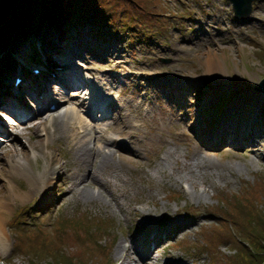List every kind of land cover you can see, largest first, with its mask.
<instances>
[{
  "label": "rangeland",
  "instance_id": "374dc122",
  "mask_svg": "<svg viewBox=\"0 0 264 264\" xmlns=\"http://www.w3.org/2000/svg\"><path fill=\"white\" fill-rule=\"evenodd\" d=\"M75 1L96 7L105 14L108 12L109 19L113 22L117 21L115 17H121L118 20L120 27L127 28L135 38L122 35L119 31L113 35L105 21L99 24L100 26L89 24L90 22L81 25L64 23L61 25H66L70 29L60 35L57 32L65 28L57 29L59 26L50 25L44 14L56 11L58 8L55 9L50 2L25 3L26 7H18L16 14H22V10H27V6L31 8L37 5L39 9L29 12L27 10L28 15L25 19L17 22L34 26L35 21L41 20L42 25L38 31L27 37L19 35L12 37L9 43L0 48V75L7 88L1 89L0 100L12 95L10 90L13 89L10 83L16 78L18 67L25 65L27 59L28 68L34 64L44 65L45 48L50 46L51 41L59 39L62 43H66V38L69 36L74 40L66 44L65 47L68 48L64 51L67 53L71 51V62H76L78 58H95L81 64L89 67L91 71L89 73L99 82L106 83L103 91L98 90V86L94 85L97 95L95 103L112 96L118 106H114L112 118L104 120V123L101 122L102 119H98L95 123L85 121L86 129L79 126L80 112L61 114L53 119L52 125L56 130L53 133V127L49 128V134L53 133L49 138H46L44 131L37 128L38 124H43L49 118L46 113L42 116L37 114L30 116L27 122L20 120L15 125L12 124L14 131L10 136L11 140L3 139L0 143V188L6 191V196H11L12 209L9 211L6 223L17 211H21L23 216L11 220L9 227V222L7 225L5 223L7 249L0 254V260H3L0 262H4L2 264H102L100 258L77 243L65 242L64 239L61 245V236L50 242L49 238L45 240L33 238L20 249L19 247L23 235L35 230L53 232L58 222L63 219L67 224H78L81 228L90 226L95 219H105L101 223L107 231L101 234L100 243L103 246L115 245L112 250L114 262L109 264H120L122 257H116L115 254L117 243L121 242V245L127 246L131 239L145 235L143 232L146 225L141 220L148 216L151 225L162 226L168 232L175 230V220L177 223L183 220L192 224L189 229L180 231L174 236L162 237L154 247V260L148 264H161L165 258L175 254L177 257L191 260L190 257L197 253H204L207 260L213 264H262L264 261V100L257 101L255 105L247 103L242 110L243 120L255 117L258 121L255 125L258 146L254 150L241 145L236 148L214 146L209 154L210 158L216 164L220 162L221 165L212 173L198 172L186 175L187 171L183 170L178 174L174 170V163L180 166L184 161V154L187 151L184 146H181L183 154L175 155L178 159L171 158L167 162H165L166 156L161 158L162 151L159 155H155L157 149H149L147 143L142 144L141 154L133 153L136 145L124 136L126 134L123 130L128 129L132 121L140 122L141 112H138V115L130 104L137 107L140 101L147 97L145 100L147 102H144L140 109L144 114H148L151 112H146V109L152 108L154 112H159L158 106L165 102L166 112L176 116L177 119L168 123V126L164 125V131L175 139H183L181 142L174 141L173 145L179 148L182 143L186 145V139L190 140L196 131H199L197 134H207L219 128L237 97L244 90L260 93L257 86L264 79V0L254 1L250 16L241 19L233 16L231 5L227 0H164V4L161 5L160 1L156 4V7L161 5L160 11L156 9L155 4L148 3L147 0H65L70 4H75ZM140 31H144L150 37L146 44L141 45L138 42L139 38L136 34ZM162 31L165 32L161 35ZM207 49H211L225 69L228 67L227 72L232 79V84L217 90L214 94L215 98L209 103L207 95L216 88L212 81L206 78L207 66L204 57ZM66 52L51 54V57L59 60ZM50 64L53 67L64 68L54 62H50L49 66ZM37 65H34L32 70L38 67ZM64 69H66L65 74L69 75L71 69ZM47 74L48 71L42 72V75ZM107 75L111 76L109 80H105ZM168 75L183 76L191 82L186 86L171 89L167 84ZM33 77L36 79L38 76L33 74ZM77 79L80 81L79 78ZM160 81L167 85V92L162 95L157 93ZM79 83V86L69 84L66 88L60 84L54 85L64 101L57 112L69 106L70 109L71 106H78L80 95L84 93L81 91L82 81ZM18 87L23 89L22 82ZM13 94L21 97L25 113L32 114L37 111L36 100L32 96H26L25 92L21 91ZM83 110L93 112L95 107L92 109L85 107ZM151 115L147 118L149 119ZM74 117L76 120L70 121ZM9 119L13 120L11 116ZM80 130L86 131L87 135L86 132L78 135L76 131L80 132ZM142 130L146 131V128ZM109 137L115 139V144L107 142L106 138ZM28 140L34 148H37V152L29 148ZM84 140L88 141L89 146L95 141V146L110 145L111 149L124 154V160L128 165L125 166L124 172L121 170L120 175L126 183V191L120 196L119 203L124 209L130 205L139 207L136 215L124 216L117 206H111L110 209L103 198H99V202L87 201V198L78 197L76 194L74 197L65 198L69 195V189L66 182L61 181L60 173L53 174V184L48 189L29 196L25 201L18 198V195H23V192L28 190L27 179L23 176H14L13 188L10 182L6 181L9 164L5 156H13L10 152L12 145L19 149L17 154L26 153L30 171L38 175L47 165L44 154H47L51 161H57L52 162L53 166H61L63 163L68 166L67 161L73 157L74 149ZM230 150L233 151L234 157L230 155ZM258 151L261 152V156L255 155ZM119 156L116 153V158ZM222 165H227L229 168L226 169ZM191 183L199 192L198 198L191 195L193 191ZM204 186L206 194L200 196L204 194L200 193ZM92 187L94 185L88 188L93 189ZM169 190H178V193L185 197L184 202L192 203L195 207L199 206L198 215L184 217L176 213V203L169 202L164 197ZM223 197L237 201L242 206H239L238 210L228 207ZM152 200L157 202V206L152 204ZM200 206H207L209 211ZM220 207L232 212L242 226L238 227V224L232 220L224 221L219 213L222 211ZM28 213L34 214L28 216ZM107 218L112 219L113 222L107 221ZM81 220L85 221V225L80 224ZM216 231H219L220 238H224L219 243H213L218 238L215 235ZM172 246L178 249L191 248L193 254L188 257L180 250H174Z\"/></svg>",
  "mask_w": 264,
  "mask_h": 264
},
{
  "label": "bare ground",
  "instance_id": "6f19581e",
  "mask_svg": "<svg viewBox=\"0 0 264 264\" xmlns=\"http://www.w3.org/2000/svg\"><path fill=\"white\" fill-rule=\"evenodd\" d=\"M68 29L70 28H65L62 31H58L57 33L62 35ZM123 33L129 35L130 31ZM73 40L74 39L69 36L66 38V43H62L59 39H57L56 41L52 40L50 46H48V48H45V54L48 56L44 55V63L49 64L50 62H54L61 67L71 69L70 74L66 75V69L58 68L57 71L59 72V74L53 76V87L56 84H60L63 88H66L70 83L75 85L80 81L86 84L88 79H90V77L92 76V74L89 73L91 72L89 67H85V65L81 64V62L86 63L89 60H95V58H78L76 62H71V51H69L68 53L64 51L66 48H68L65 47L66 44L72 42ZM138 42L142 45V43L146 44L148 40L139 39ZM63 52H66V54H64L63 57L59 58V60H55V57L53 56L51 57V54L57 55ZM204 58V63L207 66L206 78L211 80L216 88L213 92L211 91L207 95V102L209 103L215 98L214 94L217 90H221L229 86V84H232V79L227 72L228 67L227 69H225L221 65L217 56L213 54L211 49H207ZM26 62L28 63L29 60L27 59ZM42 66L46 67L45 65ZM40 74L41 71H39V73L36 75ZM77 78H79L80 81ZM109 78H111V76L107 75V80H109ZM167 78V84H169L168 86H170L171 89L175 87L186 86L189 82H191L190 79L183 76L168 75ZM161 80L165 82L163 78H161ZM162 81H160V85L157 86L158 95H162L167 92V85H164ZM19 85L20 83H10V86L13 89L10 90V93L12 94L10 95L12 96L10 98V110L15 111V113L25 110L23 104L19 101V95L16 96L13 94L14 92H16L17 94L20 93L21 89H19ZM257 87L260 90H258L260 93L252 92L250 90H244V92L239 94L240 96L237 97L236 102L226 114L227 118H225L224 122L219 128L207 134H197L199 131H196V133L193 134L190 140L186 139V145L185 143H182L179 148L173 145L174 141L177 140L178 142H181L183 139H175L174 136H172L171 134H167L164 131V125L168 126V123L174 122L177 119L176 116L166 112L167 104L165 102L158 106L159 112H154L152 108L146 109V112H151L148 114H144L143 110L140 109L142 104L144 102H147L145 101L147 97L142 99L139 103L140 105L137 107L130 104V107L134 112H137L138 115V112H141V116L139 115L140 122H130L129 128L125 131L123 130V132L124 134L129 136L130 142L136 145V150L132 151L133 153L141 154V150L143 149L142 144L144 145L147 143V147H149V149H157L155 155H159V152L162 151L163 156L161 158L163 159L166 156L165 162H167L168 159H174L177 153L178 156H181L183 154L181 146L186 147L187 151L184 154V161L182 162V164L180 166H177L176 163H174V170L178 174H180V172H182L183 170L187 171L186 175H191L198 172L203 174L212 173L221 165L220 162L216 164V162L210 158L209 154L211 151H213L214 146L220 145L236 148L237 146L241 145L253 150L258 146V135L256 134L255 130V125L258 122L257 119L255 117H251L249 119L243 120L242 118L244 113L242 112V110L245 108V104L250 103L251 105H255L257 101L260 100L261 102V100H264V93L262 88H260L259 85ZM2 88H4V83L3 77L1 75L0 92ZM23 92H25L26 96L34 95L32 87L30 89H23ZM92 96H95V91L92 92ZM3 101L4 99L0 100V106H2ZM45 101L46 98L44 96V101L42 102ZM35 113L38 116L42 115L40 111H37ZM149 115L151 116L148 119L147 117ZM159 122L160 125H158ZM46 126V121H44L43 130L45 131L46 138H49L53 134H49L46 131ZM107 128H109V126ZM142 128H146V131H143ZM55 130L56 129H54V131ZM13 131L14 126L10 127L7 121L3 119L0 109V136L4 135V137H6V139L10 141V136ZM232 139L233 142H231ZM106 140L107 142H111V144H115V139L113 138L109 137L106 138ZM107 142L104 143L108 144ZM28 145L32 151L37 152V148H34L30 140H28ZM5 149H7V145H5ZM10 152L13 156H5L9 164V171L8 175L6 176V181L10 182V186L11 188H13L12 178L14 176H23L27 179L29 187L28 190L24 191L23 195H18V198H20L22 201L27 200L31 195H34L40 191L43 192L44 190L48 189L53 184V174L60 173L62 174L61 181L66 182L67 188L69 189V195L65 198L74 197L75 194L78 197L87 198V201L99 202V198H103L105 200V204L108 205L110 209L111 206H117L118 208H120V211L124 216H134L140 209L139 207L131 205L127 209H124V207L119 203L120 196L124 195L126 191V183L121 177L120 172L121 170L122 172H124L125 166H127L128 164L124 160V154L111 149L110 145L101 144L92 148L89 146L86 140L80 141L77 148H75L73 151V157L71 159H68L67 161L68 166L64 165L63 163L61 166L58 165L57 167H55L52 165V162L57 161H51L50 157L47 154H44L47 165L39 172L38 175H35L30 171L29 159L26 157V153L24 155L17 154L19 152V149L14 145H12ZM229 152L230 155L234 157L233 151L230 150ZM116 153L120 155L119 158H116ZM255 155L261 156V152H255ZM138 161L142 162L141 160ZM222 166L226 169L229 168V166L227 165ZM95 170L97 173H95ZM184 180L187 181L186 179ZM91 185H94V187H92L93 189H90ZM191 185L193 187L191 195L198 198L199 192L194 189L192 183ZM189 188H191V186H189ZM169 192L170 190L167 191V194L164 197L169 202L176 203V213H180L184 217H196L198 215L199 210L197 207L199 206L195 207L192 203L184 202L185 197H182V195L178 192ZM200 193H204L200 196H204L206 194L205 186ZM139 201L141 202V200ZM10 202L11 196H6V191H3V189L0 188V254H2L3 250L7 249L8 239L5 231V223L9 211L12 209L10 207ZM151 202L154 206H157L156 201L152 200ZM201 208L209 211V208L207 206ZM34 210L36 209L34 208ZM127 210L128 212L126 213ZM106 220L109 219L107 218ZM141 221L146 225L143 232L145 235L131 239L130 244H128L127 246L121 245V242H119L115 247V254L117 255L116 257H122V261L120 262V264L150 263L152 260H154V247L162 239V237L167 238L170 236H174L178 232L185 231L192 226V224L187 223L183 220H181L179 223H177L175 220V230L173 232H168L166 229H163L162 226L155 227L151 225L150 218L148 216L143 218ZM176 255L177 254L173 255L172 257L165 258L161 264H213L209 260H207V257L204 254H197L191 260L187 258L177 257Z\"/></svg>",
  "mask_w": 264,
  "mask_h": 264
},
{
  "label": "trees",
  "instance_id": "16d2710c",
  "mask_svg": "<svg viewBox=\"0 0 264 264\" xmlns=\"http://www.w3.org/2000/svg\"><path fill=\"white\" fill-rule=\"evenodd\" d=\"M70 1V0H69ZM161 0H147L148 3L156 4ZM56 9V11L50 13H44L47 16V21L50 25L54 27H60L61 24L69 23V24H93L96 26H100L104 21L107 23L108 29L114 35L117 33H123L127 31V28L121 26L118 23V20L121 17H115L117 21L113 22L109 19V14H105L103 11L97 10L96 7H91L90 5H85L82 2L75 1V4H70L69 2H65V0H0V48L10 42L12 37L19 35L26 37L29 33L36 31L42 25L41 20H37L34 23V26H31L29 23H18L17 20L25 19L26 15H28L29 10L39 9L37 5H33V7L29 8L27 6V10H22V14H16V10L18 7H26L25 3H49ZM162 5V2H161ZM160 5V6H161ZM156 7L157 10L160 11L161 7ZM127 12V11H125ZM162 12V11H161ZM136 13V12H135ZM33 14V12H32ZM140 14V13H139ZM138 14V15H139ZM35 15V14H33ZM137 15V14H136ZM16 22V23H15ZM12 24V25H11ZM100 24V25H99ZM58 27V28H59ZM129 27H131L129 25ZM119 31V32H118ZM124 34V33H123ZM128 35V34H126ZM139 39H148V35L145 34L144 31H140L136 34ZM134 37L135 35L129 34V38ZM226 205L228 207L239 209L238 207L242 206L237 201L228 199L227 197H223ZM221 208L220 216L226 220H232L238 224V227H241V222L237 221L234 214L223 207ZM23 213L21 211L18 212L17 217H13L12 220L17 218H21ZM80 224L85 225V221L81 220ZM105 232L102 227V223H98L96 220L93 224L86 228H81L80 225L74 224L69 225L65 222V220H61L56 225L53 232H45L44 230H35L32 233L25 234L21 237V244L19 249L24 245L28 240L33 238L35 239H46L49 238V242L52 239H57L61 236V245H63V240L65 242H74L79 244L85 250L89 251L93 255L100 258L102 264H109V253H110V245L103 246L100 243L101 234ZM219 231H216L215 235L218 237L215 239L213 243H219L224 238H220L218 236ZM47 235V236H46ZM40 245L42 243L39 242ZM49 245V244H48ZM76 245V244H75ZM59 249V248H57ZM76 249V248H75Z\"/></svg>",
  "mask_w": 264,
  "mask_h": 264
},
{
  "label": "water",
  "instance_id": "95a60500",
  "mask_svg": "<svg viewBox=\"0 0 264 264\" xmlns=\"http://www.w3.org/2000/svg\"><path fill=\"white\" fill-rule=\"evenodd\" d=\"M232 4L234 16L237 18L249 17L252 9V1L254 0H228ZM264 93V79L259 84ZM264 264V261L263 263Z\"/></svg>",
  "mask_w": 264,
  "mask_h": 264
}]
</instances>
